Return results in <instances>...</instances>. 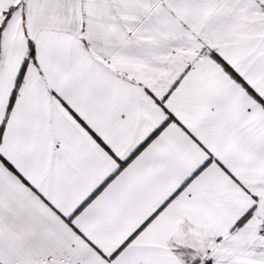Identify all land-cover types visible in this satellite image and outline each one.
<instances>
[{
    "label": "snow or ice",
    "instance_id": "obj_1",
    "mask_svg": "<svg viewBox=\"0 0 264 264\" xmlns=\"http://www.w3.org/2000/svg\"><path fill=\"white\" fill-rule=\"evenodd\" d=\"M0 264H264V0H0Z\"/></svg>",
    "mask_w": 264,
    "mask_h": 264
}]
</instances>
